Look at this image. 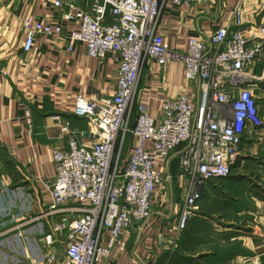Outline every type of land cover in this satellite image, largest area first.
Instances as JSON below:
<instances>
[{
  "label": "built area",
  "instance_id": "2783aa9c",
  "mask_svg": "<svg viewBox=\"0 0 264 264\" xmlns=\"http://www.w3.org/2000/svg\"><path fill=\"white\" fill-rule=\"evenodd\" d=\"M209 1L92 0L84 8L55 0V7H67L66 19L80 21V29L68 36L70 51L84 43L92 57L114 54L117 92L98 100L76 99L73 113L86 119L91 146L79 142L81 133L68 122H58L68 148L53 149L56 172L48 208L23 224L31 225L35 240L34 248H25L23 264H96L116 258L126 245L121 233L141 231L153 214L151 199L163 179L156 166L161 158H178V172L167 178L187 185L177 239L189 227L205 187L239 169L246 140L264 133V98L252 86L257 76L251 71L264 59V24L245 25L239 6L232 24L205 39L191 38L185 51L171 48L159 31L166 2L191 7ZM61 33L59 25L36 22L27 29L24 50L33 48L39 34ZM149 60L161 66L182 63L193 91L163 99L158 117L139 101ZM25 115L32 124L30 108ZM248 261L260 264L255 256L243 262Z\"/></svg>",
  "mask_w": 264,
  "mask_h": 264
},
{
  "label": "crops",
  "instance_id": "0c3cea01",
  "mask_svg": "<svg viewBox=\"0 0 264 264\" xmlns=\"http://www.w3.org/2000/svg\"><path fill=\"white\" fill-rule=\"evenodd\" d=\"M71 1L88 8L92 0ZM239 6L245 25L264 24V0H211L191 7L166 2L159 31L171 48L185 51L191 38L205 39L215 30L232 24L234 10ZM66 11L67 7H55V0L0 1V147L16 165L18 177L13 179V186L29 195L27 211H24L27 215L43 211L51 201L49 184L56 172L53 149L68 148V137L61 134L60 124L68 122L72 129L79 131L82 145L93 143L86 119L73 113L77 97L98 100L113 97L117 92L114 54L104 59L92 57L84 43H77L73 51L69 50L68 36L80 29V21L66 19ZM36 22L59 25L62 33L37 35L33 48L26 52V32ZM251 71L257 76L252 86L264 98V59L258 60ZM183 92L192 94L193 91L182 63L173 61L161 66L149 60L139 101L147 105L151 116H159L163 99ZM27 108L32 112V124L26 119ZM262 137L264 133L246 140L236 173L205 187L204 198L178 240L177 218L187 195V185L176 177L167 178L178 172L177 157L159 159L156 166L163 179L156 184L151 199L153 214L141 231L121 233L126 245L116 258L96 264H171L170 252L180 242L189 244L190 238L201 239L214 253H229L225 262L220 256L216 264H252L243 261L254 256L264 264V187L259 186L260 182L254 185L252 180L258 175L249 179L244 173L245 162L253 156L250 150L262 142ZM146 145L150 146L151 142ZM245 179L250 180L249 186L245 185ZM210 199L218 200L219 206L223 204L232 213L248 214L247 230L232 232L238 227L236 220L216 211L210 213L211 205L215 204V201L209 204ZM215 216L230 224L207 223L209 217L216 219Z\"/></svg>",
  "mask_w": 264,
  "mask_h": 264
},
{
  "label": "rangeland",
  "instance_id": "374dc122",
  "mask_svg": "<svg viewBox=\"0 0 264 264\" xmlns=\"http://www.w3.org/2000/svg\"><path fill=\"white\" fill-rule=\"evenodd\" d=\"M260 93L263 94V92ZM261 141L262 142L258 143L256 147L250 150L253 156L250 157V161L247 159V162H245L244 173L248 175L249 179L254 174L258 175V177L253 178L252 181L255 183L254 185H258L260 182L261 184L259 186L264 187V137H262ZM15 166L9 153L0 147V264H23L25 259V248L27 246L31 248L30 245H32L33 248L35 247L34 234L29 228L31 225L23 224L35 217L36 213L29 215L24 213L26 205L28 204V195L26 192L18 191V188L16 189L12 184L13 179L18 177ZM236 172L237 170L234 171V173ZM249 179H245L246 186H249ZM237 195L238 194L235 196L237 197ZM214 201L215 204L211 205L210 213L216 211L235 219L238 227L234 230L230 229L232 232L241 233L242 231H238V229L247 230L249 222L248 214L240 215L239 213H232L231 209L223 206V204L219 206L218 200L216 199H210L209 204ZM215 218L216 219L209 217L207 223H214V226H226L230 224H227L226 220L222 219L220 216H215ZM210 219L213 220L210 221ZM34 228L35 226L33 229ZM187 236H189V234H187L186 237ZM188 241L189 244H181L180 242L173 249L174 252H170L169 256L172 257L173 262L176 261V264H216L220 256H222L221 258L224 262L229 256V253H214L215 250L210 251L208 249L210 245L202 242L201 239L193 240L190 238ZM173 262L171 264H173Z\"/></svg>",
  "mask_w": 264,
  "mask_h": 264
}]
</instances>
